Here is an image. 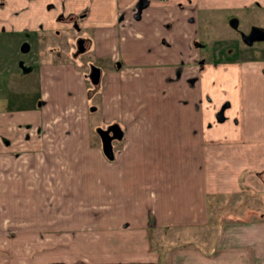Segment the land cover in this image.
I'll return each mask as SVG.
<instances>
[{
    "label": "crops",
    "instance_id": "1",
    "mask_svg": "<svg viewBox=\"0 0 264 264\" xmlns=\"http://www.w3.org/2000/svg\"><path fill=\"white\" fill-rule=\"evenodd\" d=\"M38 1L8 6L0 29L37 30L44 12ZM255 1L264 7V0H65L66 12L81 13L66 25L91 30L88 38L83 32L84 51L101 60L89 64L88 75L101 97V116L119 123L125 137L113 159L91 148L92 90L75 57L22 58L20 76L32 74L31 81H0V162L8 168L13 157L24 156L16 188L33 191L23 203H48L52 210L36 228L33 219L29 227L19 224V234L38 235L46 226L50 243L17 251L7 242L0 264H264V213L251 205L264 201V55L200 59L198 39L205 14ZM56 3L54 12L61 10ZM14 6L23 7L21 16H11ZM63 119L74 136H64L65 125L57 124ZM58 156L71 160L69 173H79L83 197H39ZM70 185L76 187L72 179ZM8 225L2 230L10 236ZM202 226L208 227L201 242L166 246L163 237H151L154 230L162 236L163 228Z\"/></svg>",
    "mask_w": 264,
    "mask_h": 264
},
{
    "label": "rangeland",
    "instance_id": "2",
    "mask_svg": "<svg viewBox=\"0 0 264 264\" xmlns=\"http://www.w3.org/2000/svg\"><path fill=\"white\" fill-rule=\"evenodd\" d=\"M56 1L57 0H43L42 2H37L40 3L39 5H43L42 9H44V12H42V21H40L43 23L39 25L37 30H26L23 28H14L13 30H5L4 28L0 29V81L2 79L12 80L16 84L31 81V77H33L32 74L20 76V74L22 75L24 72L22 68H25L26 70L25 64H23L25 62H22L23 57V59L27 61L37 59V61L53 60L57 62L61 61L62 58L64 59V55L67 57H75L80 67H82L83 70H86L87 73L84 75L86 77V83L89 85V87L91 86L90 91L92 90L90 96L92 98L91 103L93 104L89 108L92 114L89 113L88 116V121L90 124L88 129L90 140L88 141L91 148L96 150V154L99 153L100 158H104L105 151L102 147V136H100V131L103 130L111 136L110 139L112 143V149L118 150L120 152L122 149L121 147L123 138L125 137L123 134L124 128L120 126L115 120L107 123L106 120L104 121V118L101 116V97L97 92L98 90H96L97 88L95 89L97 86L96 84H93L92 77L90 78V76H88L90 75L89 64H91V66L93 65L94 67H97L101 60L96 58L93 51H84L86 48L84 45L86 44L81 39L85 33L86 37L88 38L91 34V30L85 28L78 29L73 25L67 26L66 23L70 22V20L77 21L78 17L81 16V13L66 12L63 8L65 0H58L61 10L54 12L57 8ZM10 5H18V0H0V7H2V9H0V15L2 12V14L8 13L7 9ZM12 11L14 12L11 14V16L13 15L15 17H19V15L21 16V13L24 12L22 6L17 8L14 6ZM204 16L205 19H203V21L199 24L198 32V39L202 40L204 43L202 45V54L204 55L203 58L200 59L210 56V53L215 54V56L220 55L221 57H223V54L227 53L242 55L244 57L245 55H257V57L264 55V38H255L254 42V39L249 37L253 25L264 28V7L260 5L259 1L252 2L243 10L228 9L219 11L217 14L211 12L210 15L205 14ZM21 20L23 21V19ZM27 41L29 43L26 44ZM252 42H254V44ZM247 43H252L251 48L247 47ZM103 58L105 61L109 59L108 56H104ZM99 73L97 70L96 74ZM93 78L98 80L96 76ZM2 86L3 84L0 82V89H2ZM58 123L65 125L64 119L57 120V124ZM72 127L73 126H71V124H67L63 129L65 131L63 134H65L64 136L67 138L74 136L73 133H76ZM23 157L24 156H17L16 158L13 157V161L8 163L11 167L8 168L1 166L2 162H0V250L7 247V242L12 243V245H10L11 250L13 249L17 251H19V249L21 251L33 250L34 248L37 249L42 243L44 245L50 243L51 230L49 228H45L46 226H43L44 228L42 229L44 231H39L38 235L34 233L37 231H33L32 235L30 234L31 232L19 234V224L23 225V227H29L30 222L27 220L33 219V227L36 228V225L40 224L39 220L48 218V215L52 210V206H50L48 203H44V205L38 204L37 206L35 204L23 203L22 198L24 197L25 193H31L33 191L32 189L29 190L28 188H16L18 187L16 183L23 179L22 173L18 171L19 167H21L20 162ZM94 158L95 156L92 154L90 160L93 162ZM108 158L113 159L114 155ZM73 160L74 159L72 158V161ZM70 161L71 160L69 157L66 158L58 156V158H54L56 165L54 164L55 166L52 168V172L49 173L47 177L46 174H44L45 179L43 181H45L44 184H46V186L40 190L39 197H42L43 200L46 198L45 200L47 201H49V196L51 193H53V195L55 194V196H57V193H59V195L68 194L69 196L74 195L77 197H83L84 189L81 188L83 180L81 181L77 171H75V173H69V171L72 170L69 166ZM62 169H66L67 173L69 174L67 176L66 174H59L58 176V173ZM71 174L73 176H71ZM28 176H32V178L35 179V173H32ZM69 178L74 182V186H76L75 188L73 185H70ZM5 181H11V189L3 190L2 185ZM47 181H49L50 184L52 183L53 188H51V185H49ZM95 191L97 198V190ZM95 191L93 189L91 191V195L94 197ZM8 192L12 193L10 195L12 196L11 201L8 204H4V197ZM85 192L86 193L84 195L89 196V190L87 189ZM253 198L257 199V201L259 199V197ZM222 201L223 203H226L227 200L222 198L220 199V202ZM231 201L237 203L236 199L234 200V198ZM262 203L264 204V201H253L251 205L254 206L256 211L262 209L263 211L260 212L264 213V205H262ZM35 206L37 207L36 211H34ZM242 206L246 207L247 204L242 203ZM62 207L65 209L64 206ZM91 208L92 210H96L98 206H92ZM238 212H240L239 214L241 215L247 214L246 211L241 212L240 209L237 210V213ZM211 214L213 213L211 212ZM20 219H22L23 222H20ZM8 224H10V229L12 230L10 236L5 232L9 228ZM207 227L208 226H202L200 229L194 227H185L184 230H168L163 228L162 231L164 234L162 236H160V233H157V230H154L151 232V237H153L154 241H159L163 237L164 240L167 241L165 243L166 246H175L183 242H195L196 240L201 242L202 237L200 236H204ZM66 236L67 234L64 235V237ZM156 245L158 246L160 243H156ZM165 253L166 252H163L164 256ZM1 254L2 252H0V255Z\"/></svg>",
    "mask_w": 264,
    "mask_h": 264
},
{
    "label": "water",
    "instance_id": "3",
    "mask_svg": "<svg viewBox=\"0 0 264 264\" xmlns=\"http://www.w3.org/2000/svg\"><path fill=\"white\" fill-rule=\"evenodd\" d=\"M249 37L253 38V39L264 38V29L261 27H258V26H253ZM100 136H102V147L105 151L104 153H105L106 157L112 156L113 149H112L111 141H110L111 136L103 130L100 131Z\"/></svg>",
    "mask_w": 264,
    "mask_h": 264
},
{
    "label": "trees",
    "instance_id": "4",
    "mask_svg": "<svg viewBox=\"0 0 264 264\" xmlns=\"http://www.w3.org/2000/svg\"><path fill=\"white\" fill-rule=\"evenodd\" d=\"M92 105L90 104V107H91Z\"/></svg>",
    "mask_w": 264,
    "mask_h": 264
}]
</instances>
